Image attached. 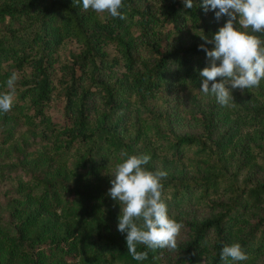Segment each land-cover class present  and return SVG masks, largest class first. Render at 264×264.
I'll return each instance as SVG.
<instances>
[{"label": "trees", "instance_id": "16d2710c", "mask_svg": "<svg viewBox=\"0 0 264 264\" xmlns=\"http://www.w3.org/2000/svg\"><path fill=\"white\" fill-rule=\"evenodd\" d=\"M123 4L125 19L86 11L82 0H0V93L18 75L14 107L0 113V180L10 183L0 264H160L164 255L165 264H226L220 254L233 242L249 259L227 264H264V80L234 89L227 106L199 97L196 129L175 132L142 99L200 87L209 65L201 36L227 17L205 13L203 0ZM155 118L148 152L137 142ZM122 152L150 154L146 167L167 171L163 196L183 223L176 250L139 244L142 261L128 252L120 213L106 209L117 203L108 190Z\"/></svg>", "mask_w": 264, "mask_h": 264}, {"label": "clouds", "instance_id": "9594fccd", "mask_svg": "<svg viewBox=\"0 0 264 264\" xmlns=\"http://www.w3.org/2000/svg\"><path fill=\"white\" fill-rule=\"evenodd\" d=\"M183 2L187 8L194 6L193 0ZM82 6L86 11L126 18L121 12L123 0H82ZM202 7L205 13L214 11L217 20H227L212 38L201 36L205 44L199 45V49L206 53L209 65L199 70L200 90L227 106L234 101V89L243 92L259 87L264 80V39L257 35L264 34V0H203ZM206 44L214 46L209 49ZM17 79L13 72L7 80L8 91L0 93V113H8L14 107ZM121 155L125 159L112 174L108 194L121 205L117 228L126 233L128 252L134 260L142 261L148 254L137 251L139 244L150 250H176L183 223L169 215L163 196L167 171L147 168L150 154ZM220 259L227 264L229 259L240 262L249 256L239 242H233L223 247Z\"/></svg>", "mask_w": 264, "mask_h": 264}, {"label": "rangeland", "instance_id": "374dc122", "mask_svg": "<svg viewBox=\"0 0 264 264\" xmlns=\"http://www.w3.org/2000/svg\"><path fill=\"white\" fill-rule=\"evenodd\" d=\"M184 34H185V31H182V35ZM24 36H25V33L23 32L18 33L16 39L17 40L23 39ZM175 36L176 34L167 35L165 36V40H167V42L171 41L172 39H174ZM181 38H183V36H181ZM63 46L65 47L69 46L71 49L72 48L74 49L73 44L70 42H64ZM108 50H109V53H111V55L114 54V52L111 49H108ZM184 92L186 94L185 96H184ZM204 95L205 94L200 90V87L190 88L189 90L183 87L182 89L160 90L151 96L144 97L142 100L146 106L150 107L153 110L158 111L161 114V116H163L164 118L163 120L165 122H168L175 132L182 133V132L196 129L195 125L193 126V119L190 116V112L193 113L195 111L194 108H195L196 101H200L199 97L201 96L204 97ZM132 97L135 99L137 95H133ZM127 118L130 121H134L138 123L135 120L136 116H135V110L133 108L127 111ZM145 122L146 124L143 125L142 127L144 132L141 134L139 141L137 143L139 145L146 146L147 148L146 150L149 152V149H148V145H149L148 135L149 134L147 133V129L152 127L154 123H158L159 126H161L162 124H161V118L150 119V120H146ZM145 122H142V123H145ZM22 129L23 128H21L15 134V138L19 136ZM157 156L158 155H156V158ZM155 160L157 163L160 162L158 161V158ZM181 162L183 164H186V169L188 170L189 166L187 163V159L184 158L181 160ZM9 186H10L9 180H4V179L0 180V214L3 217H5L4 203L6 202V198H5V195L3 194V190ZM186 205H187L186 203H183L180 206L186 207ZM106 209H109L116 213H120L121 205L117 202L116 204L106 206ZM174 211L175 210L171 209V213L169 215L173 214ZM167 259H168V255L161 256L159 259L160 264H165Z\"/></svg>", "mask_w": 264, "mask_h": 264}]
</instances>
